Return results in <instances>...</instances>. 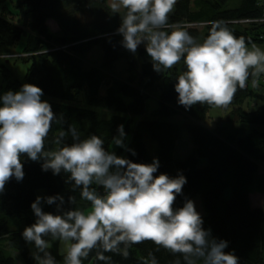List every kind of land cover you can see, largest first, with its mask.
<instances>
[{"label": "trees", "instance_id": "16d2710c", "mask_svg": "<svg viewBox=\"0 0 264 264\" xmlns=\"http://www.w3.org/2000/svg\"><path fill=\"white\" fill-rule=\"evenodd\" d=\"M0 0V54H10L11 47L25 35L29 41L23 54L33 60L26 75V82L43 90L42 101H47L56 116L45 141V151L58 150L54 143L59 131L68 132L74 126L80 139L91 135L99 136L106 151L118 133V126L128 127L126 116H140L126 159L134 163L151 164L158 159L156 176L167 174L171 178L182 174L187 182L182 193L176 196L174 209L182 208L186 201L196 197L202 199L207 215L202 227L210 230V238L227 241L226 253L238 257V264H264V208L253 207L251 193L264 163V97L252 87L249 76L247 85L237 89L231 103L232 114L227 122H236L254 127L249 133L232 135L223 130H210L202 122L210 109L215 106L194 104L185 107L178 103L175 91L177 77L185 70L183 60L172 69L157 72L146 47L137 49L136 57L130 59L139 72L135 82L124 81L112 73L117 63L130 55L118 33L122 13H112L110 0ZM177 0L169 23H179L198 42L208 35L211 22L220 21L237 37H243L247 46L264 41V22L250 24L242 20L264 19L263 0ZM55 20L59 33L51 31L48 24ZM195 24L202 26L199 31ZM171 31V29H168ZM100 48V65L87 67L85 56L93 49ZM138 66V67H137ZM251 71V70H250ZM5 77L9 72L5 69ZM19 81L9 80L7 92L20 91ZM105 88L104 94L102 90ZM160 91L158 98L161 108L152 118L143 119L148 99ZM83 97V100L81 99ZM254 109L245 105L255 102ZM98 109L112 111L104 117ZM181 116L184 123L174 120ZM260 128V129H259ZM186 131L193 149L184 158L176 156L178 142ZM145 135L156 143L157 151L151 153L145 142ZM69 133L63 143L71 145ZM135 152V155H133ZM201 159L207 164L201 165ZM24 177L17 181L11 178L0 193V242L6 243L14 253H19L23 264H37L33 259L34 242L28 244L22 236L27 226L36 221L31 204L45 191V198L62 196L64 203L58 211L57 204L46 202L44 212L62 214L77 207L87 209L89 202L80 199V188L73 190L74 182L69 181L70 173L63 170L54 175L52 170L44 171V158L32 161L26 154L21 155ZM97 192L98 185L93 184ZM232 194L225 197L226 190ZM75 197L77 203L69 202ZM51 237V236H45ZM121 247H124L121 245ZM129 255L105 253L112 257V264H146L154 255L158 264H174L182 256L172 255L164 248H157L151 241L128 247ZM0 264H18L14 254L0 247ZM82 264H105L96 259L93 250Z\"/></svg>", "mask_w": 264, "mask_h": 264}, {"label": "clouds", "instance_id": "9594fccd", "mask_svg": "<svg viewBox=\"0 0 264 264\" xmlns=\"http://www.w3.org/2000/svg\"><path fill=\"white\" fill-rule=\"evenodd\" d=\"M176 2L111 0L109 9L117 14L124 10L117 30L123 46L135 53L144 43L155 71L172 69L183 60L185 70L175 84L180 105L227 107L237 89L246 87L250 75L264 73V51L255 45L250 49L243 37L237 38L220 21L211 22L208 35L198 42L179 23H169ZM256 83L253 79L252 85ZM42 95L40 87L26 83L20 91L0 96V193L11 178L23 179L21 155L26 154L32 161L44 158V171L70 173L73 190L81 189L80 199L89 202L90 208L77 207L54 215L44 212L41 203L59 201V211L62 196L36 198L31 204L36 221L25 227L22 236L26 242H34L37 264H57L45 236L68 244L64 264H82L93 250L97 260L112 264V257L105 253L127 259L128 247L145 241L182 256L184 264H238L237 256L224 251L228 242L210 238V230L202 227L194 202L188 200L182 208L174 209L176 196L187 180L182 174L175 178L154 175L158 159L151 164L134 163L106 151L97 135L80 139L74 126L68 132L59 131L54 140L60 145L58 150L45 151L56 116L51 105L41 100ZM69 133L74 141L71 145L63 143ZM118 133L113 142L124 147L123 125L118 126ZM93 184L102 186L103 194ZM69 202L77 203L75 197H69ZM149 255L146 264H158L156 257Z\"/></svg>", "mask_w": 264, "mask_h": 264}, {"label": "rangeland", "instance_id": "374dc122", "mask_svg": "<svg viewBox=\"0 0 264 264\" xmlns=\"http://www.w3.org/2000/svg\"><path fill=\"white\" fill-rule=\"evenodd\" d=\"M232 1H233L232 3H236L237 0H232ZM9 2L12 3V0H10ZM110 3H111V0L109 1L108 4ZM123 11L124 10L122 9L121 10L122 14H123ZM53 21L54 22H50L49 24L51 31L55 34H60L59 33L60 30H59V27L56 21L55 20ZM198 29L199 31H204V28L202 26H199ZM28 41H29V35H25L20 40V42H18L16 45L10 48L9 50L10 55H17L18 57H12L10 59H4V58L0 59V96H3V94L7 92L9 80L19 81L22 84L27 83L26 75L28 73V70L32 66L33 60L29 57H23L21 55H23L24 49L26 45L28 44ZM253 45H255L257 48L264 51V41L257 42ZM253 45L248 46V47L251 49ZM140 47H145V44L144 43L140 44L138 48ZM136 52L133 53L130 51V55H128L126 58L120 60L117 63L112 73L115 77H118V79H121L124 81L133 80L136 82L138 80L139 72L130 63L131 62L130 59H132L133 57H136ZM102 56L103 54L100 48L93 49L90 53H88L85 56L86 66L89 68L95 65L97 66L100 65L102 62ZM5 69H7L9 72L8 79L5 77ZM258 77L261 78L260 79L261 82H260V85H258V87L255 88V91L261 93V95H263L262 97H264V73H260ZM104 91H105V88H103L102 94H104ZM159 93L160 91H157L156 94H153V96L148 99L146 114L144 117H142L143 119L152 118V115L161 108L160 100L158 98ZM81 99L83 100V97H81ZM256 103L257 101L251 102L250 104L245 105V108H247V110L254 109L256 107ZM98 111L104 117H108L113 114L112 111H107V110H102V109H98ZM231 114H232L231 108L213 107L212 109L209 110L206 119L202 122V125H204L210 130L216 129L217 127H218V130H223V127H224L227 129V132L229 134L231 133L232 135H241V134L249 133L252 130H254V127L250 125H242L236 122H233V123L227 122ZM126 117L129 119V122H128V127L124 128V132H125V136L123 137L124 147L116 146L114 142H112V145L109 150V152H114L117 156L122 157V158H127L128 148H129V145L132 139V131L135 128H137L139 121L141 120L140 116H126ZM174 120L180 123L185 122V119L181 116L174 117ZM261 130H264V127H262ZM118 137H119V134L115 138H118ZM145 142L151 153H155L157 151L156 143L152 141L150 138H148L147 135H145ZM192 148H193V144L191 142L190 136L184 130L182 134V138L178 142L176 156L178 158H184L188 154H190V152L192 151ZM206 164H207V161L205 159H201V165L205 166ZM231 194H232L231 190L228 189L225 192V197L229 199L231 197ZM39 197L45 198L44 190L39 191ZM250 197H251V203L253 207L264 208V163L260 164L259 173L253 185L252 193ZM193 202H194L196 211L201 215L202 219L205 218L207 215V212L203 205L202 199L198 196L194 199ZM45 204L46 203L42 201L41 205L43 207H45ZM43 239L49 242L50 247L48 251L56 259L57 264H64V255L66 253L68 244L66 242L60 241L59 239H53L51 237H43ZM30 243L31 242H28V244ZM0 247L6 248L8 251L12 252L18 264H23V259L20 256V254L14 253V251H12L6 243L0 242ZM34 250L36 251L35 248Z\"/></svg>", "mask_w": 264, "mask_h": 264}, {"label": "built area", "instance_id": "2783aa9c", "mask_svg": "<svg viewBox=\"0 0 264 264\" xmlns=\"http://www.w3.org/2000/svg\"><path fill=\"white\" fill-rule=\"evenodd\" d=\"M263 5H264V0H263ZM256 22H264V19H260V20H242V21H240V23H243V24H250V23H256ZM195 26H199V25L195 24ZM21 56L27 57L28 55L27 54H23ZM12 57H18V56L17 55H10V54H8V55L7 54H0V59H2V58L10 59ZM260 79L261 78L256 79L257 83H256L255 86L252 85L253 88H256V87H258V85H260V82H261ZM103 192H104V190H102V189H100L98 191V193H100V194H103Z\"/></svg>", "mask_w": 264, "mask_h": 264}, {"label": "crops", "instance_id": "0c3cea01", "mask_svg": "<svg viewBox=\"0 0 264 264\" xmlns=\"http://www.w3.org/2000/svg\"><path fill=\"white\" fill-rule=\"evenodd\" d=\"M50 22H54L53 20H50L49 22H48V24H50ZM50 26V25H49ZM193 149V148H192ZM98 188H99V190L100 189H102L103 190V188H102V186H98Z\"/></svg>", "mask_w": 264, "mask_h": 264}]
</instances>
